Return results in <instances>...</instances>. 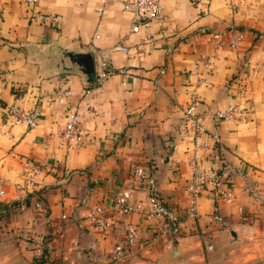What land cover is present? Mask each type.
<instances>
[{
  "label": "crops",
  "instance_id": "1",
  "mask_svg": "<svg viewBox=\"0 0 264 264\" xmlns=\"http://www.w3.org/2000/svg\"><path fill=\"white\" fill-rule=\"evenodd\" d=\"M161 1L165 19L129 33L136 17L122 0L109 1L105 12L101 0H0V175L6 190L0 195V264H36L44 247L45 264H109L111 249L131 225L137 236L121 264H264V0ZM37 12L60 18L43 21L33 17ZM232 26L244 33L237 48L217 46L206 35ZM68 50L92 52L96 69L103 57L111 71L101 81L96 75L87 92L82 71L58 65L57 55ZM199 75L206 79L198 87L196 109L206 126L200 139L211 143L203 165L220 171L221 186L234 189V200L225 201L216 187L206 189L199 217L187 220L180 234L140 212L115 215L101 229L90 218L95 206L112 207L126 187L147 199L145 179L132 181L139 164L155 178L164 203L183 213L194 144L182 131L183 109ZM244 82L248 93L240 97ZM65 86L72 95L56 97ZM36 102L43 113L38 126L9 122L6 106L30 109ZM232 103L239 108L235 119L215 117ZM74 106L87 139L80 149L65 147L58 134ZM24 159L44 169L34 186L22 185ZM41 235L47 239L42 245Z\"/></svg>",
  "mask_w": 264,
  "mask_h": 264
},
{
  "label": "built area",
  "instance_id": "2",
  "mask_svg": "<svg viewBox=\"0 0 264 264\" xmlns=\"http://www.w3.org/2000/svg\"><path fill=\"white\" fill-rule=\"evenodd\" d=\"M30 5H36L41 0H24ZM112 0H101L102 12H105V5ZM124 7L127 10L134 12L135 19L131 23L129 33H138L141 31V26L146 23H161L165 19V5L161 0H122ZM33 17L43 21H55L60 18V14L56 12H37ZM207 37L214 41L217 46L227 45L231 48H237L244 38L243 31L236 26H232L226 30H209L206 31ZM148 42L154 41V35L148 33L146 36ZM123 50H127L126 46H122ZM199 66L195 67L198 71ZM97 71V81H101L111 71L109 61L101 58ZM206 82V79L199 75L196 79L195 85L190 90L187 105L183 109V125L182 131L185 135H191L194 139V144L191 147V152L188 157L191 169V181L188 185V205L184 209L181 216L168 207L164 201L157 194L156 180L148 174L144 165H135L132 169V181L137 179H145L148 188L147 199L135 198L131 187H126L116 197L112 207L104 205L95 206L90 213V218L101 229H105L111 218L119 215H127L134 212L143 213L148 219L158 221L161 223V228H170V231L175 234H180L184 228L187 220L195 221L199 217V198L201 194L209 189L211 186L218 188L222 198L227 202H232L236 196L233 188L228 184L222 187V180L217 170L206 169L203 165V157L209 151L211 143L208 140L200 139L201 135L206 131L204 123V115L196 109L200 101V94L198 91L199 85ZM92 90L90 84H86V91ZM248 93L247 84L241 83L238 88V95L246 97ZM72 90L70 87H59L55 91L56 97H70ZM9 115V122L12 125L26 124L28 128H34L39 125L42 117V108L36 102L30 109H24L17 104H10L6 106ZM239 108L237 104H229L225 107L215 110L214 115L219 119H235L237 117ZM83 116L77 106H74L71 115L64 125L59 129L58 134L68 149H80L87 145L85 132L82 128ZM3 133L7 132L4 127L1 128ZM180 163L175 162V167L179 168ZM40 163L32 159H24L22 161L23 171V186H34L38 182V176L43 171ZM227 181V179H225ZM228 182V181H227ZM6 192L4 187V178L0 175V195ZM35 205L39 208L45 209L42 202L37 201ZM26 206V202L21 204ZM137 227L131 225L128 227L126 236L123 241L116 243L110 252L109 264H121L126 258L127 254L134 245L137 236ZM39 243L44 244L43 236L39 239Z\"/></svg>",
  "mask_w": 264,
  "mask_h": 264
},
{
  "label": "water",
  "instance_id": "3",
  "mask_svg": "<svg viewBox=\"0 0 264 264\" xmlns=\"http://www.w3.org/2000/svg\"><path fill=\"white\" fill-rule=\"evenodd\" d=\"M66 52L67 54L59 53L57 55L58 65L79 69L86 75L85 84L93 83L97 75L94 54L90 51L68 50ZM231 234L233 238L237 239L235 231H232Z\"/></svg>",
  "mask_w": 264,
  "mask_h": 264
},
{
  "label": "rangeland",
  "instance_id": "4",
  "mask_svg": "<svg viewBox=\"0 0 264 264\" xmlns=\"http://www.w3.org/2000/svg\"><path fill=\"white\" fill-rule=\"evenodd\" d=\"M41 236H43V239H44V241H45V243H46V241H47L46 236H44V235H41ZM41 236H39V238H40ZM39 238H38V239H39ZM47 260H48V258H46V260L43 261V262H39V261L36 260L35 263H36V264H45V263L47 262ZM49 262H52V264H61V263H58L57 261H51L50 259H49Z\"/></svg>",
  "mask_w": 264,
  "mask_h": 264
},
{
  "label": "trees",
  "instance_id": "5",
  "mask_svg": "<svg viewBox=\"0 0 264 264\" xmlns=\"http://www.w3.org/2000/svg\"><path fill=\"white\" fill-rule=\"evenodd\" d=\"M218 173H219V175H220V171H218ZM224 182H226L225 179H224ZM27 198H29V196H28ZM46 251H47V249H46V247H44V249H43V253H42V257H41L40 259H38L37 261H39V262H43V261L46 260V257H44V254L46 253Z\"/></svg>",
  "mask_w": 264,
  "mask_h": 264
}]
</instances>
